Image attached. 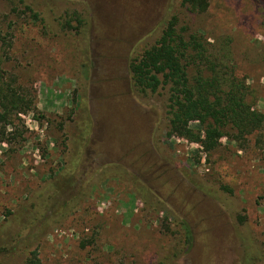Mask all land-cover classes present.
I'll return each instance as SVG.
<instances>
[{
    "label": "rangeland",
    "instance_id": "obj_1",
    "mask_svg": "<svg viewBox=\"0 0 264 264\" xmlns=\"http://www.w3.org/2000/svg\"><path fill=\"white\" fill-rule=\"evenodd\" d=\"M185 1L0 0V264H264V127L207 155L129 74L177 15L264 114V0Z\"/></svg>",
    "mask_w": 264,
    "mask_h": 264
},
{
    "label": "trees",
    "instance_id": "obj_2",
    "mask_svg": "<svg viewBox=\"0 0 264 264\" xmlns=\"http://www.w3.org/2000/svg\"><path fill=\"white\" fill-rule=\"evenodd\" d=\"M185 4L193 13L206 11L205 0ZM129 74L138 95L166 93L169 138L199 145L207 155L224 138L245 143L264 127V114L248 102L250 88L239 76L231 38L210 44L191 25H180L177 15L154 46L131 59ZM4 87L0 83V91Z\"/></svg>",
    "mask_w": 264,
    "mask_h": 264
}]
</instances>
